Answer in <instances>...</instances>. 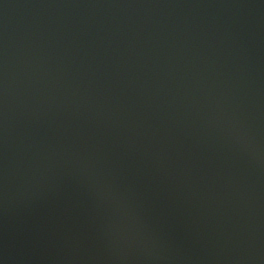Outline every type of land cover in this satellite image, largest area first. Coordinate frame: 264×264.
Returning a JSON list of instances; mask_svg holds the SVG:
<instances>
[{
    "label": "water",
    "instance_id": "water-1",
    "mask_svg": "<svg viewBox=\"0 0 264 264\" xmlns=\"http://www.w3.org/2000/svg\"><path fill=\"white\" fill-rule=\"evenodd\" d=\"M0 264H264V0H0Z\"/></svg>",
    "mask_w": 264,
    "mask_h": 264
}]
</instances>
